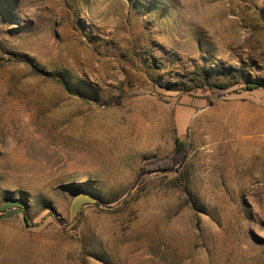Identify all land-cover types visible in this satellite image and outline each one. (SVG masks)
Here are the masks:
<instances>
[{
	"label": "rangeland",
	"instance_id": "1",
	"mask_svg": "<svg viewBox=\"0 0 264 264\" xmlns=\"http://www.w3.org/2000/svg\"><path fill=\"white\" fill-rule=\"evenodd\" d=\"M0 264H264V0H0Z\"/></svg>",
	"mask_w": 264,
	"mask_h": 264
},
{
	"label": "trees",
	"instance_id": "2",
	"mask_svg": "<svg viewBox=\"0 0 264 264\" xmlns=\"http://www.w3.org/2000/svg\"><path fill=\"white\" fill-rule=\"evenodd\" d=\"M259 84L256 82H248L246 84L247 89H253L258 87ZM188 143L186 140H176L173 153L162 159H155L148 161L146 164L153 165L155 168L167 169L174 167L179 161L183 159L186 154ZM21 219L25 226H27V217L25 212H21Z\"/></svg>",
	"mask_w": 264,
	"mask_h": 264
},
{
	"label": "bare ground",
	"instance_id": "3",
	"mask_svg": "<svg viewBox=\"0 0 264 264\" xmlns=\"http://www.w3.org/2000/svg\"><path fill=\"white\" fill-rule=\"evenodd\" d=\"M76 119H77V121H80V118L76 117L75 119H73V122H75ZM61 129H65V126L61 127ZM127 257L129 258V257H132V256L127 255Z\"/></svg>",
	"mask_w": 264,
	"mask_h": 264
}]
</instances>
